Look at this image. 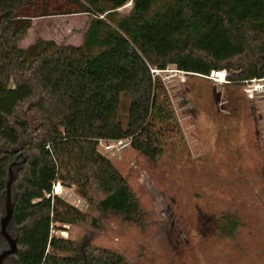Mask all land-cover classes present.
<instances>
[{"label":"trees","instance_id":"1","mask_svg":"<svg viewBox=\"0 0 264 264\" xmlns=\"http://www.w3.org/2000/svg\"><path fill=\"white\" fill-rule=\"evenodd\" d=\"M60 1L0 0V227L9 167L20 151L14 264H129L94 245L85 261L78 242L54 233L59 224L98 222L54 194V183L75 186L101 214L142 222L138 197L98 142L127 139L152 162L190 157L166 83L153 69L173 65L203 78L226 69L238 83L264 77V0ZM128 2L129 13L120 15ZM74 12L91 16L81 45L39 38L23 47L34 18Z\"/></svg>","mask_w":264,"mask_h":264},{"label":"rangeland","instance_id":"2","mask_svg":"<svg viewBox=\"0 0 264 264\" xmlns=\"http://www.w3.org/2000/svg\"><path fill=\"white\" fill-rule=\"evenodd\" d=\"M131 7L128 2L118 12L127 15ZM90 19L84 12L36 17L22 45L39 38L81 45ZM180 72L170 65L159 75L190 157L165 155L152 162L128 140L98 142V151L113 161L138 197L143 221L101 214L75 186L56 182L54 194L98 222L59 224L54 233L78 242L86 257L87 247L94 245L122 253L129 264H264V90L252 98L242 83L220 84ZM126 114L124 99L119 111L123 121ZM106 144L116 146L107 149ZM23 156L19 151L14 173ZM7 247L0 237V252Z\"/></svg>","mask_w":264,"mask_h":264},{"label":"water","instance_id":"3","mask_svg":"<svg viewBox=\"0 0 264 264\" xmlns=\"http://www.w3.org/2000/svg\"><path fill=\"white\" fill-rule=\"evenodd\" d=\"M24 162L25 159H23L20 162V165H22ZM18 171L19 168L14 173L12 171V165L9 167L6 192L2 200L3 213L1 216L0 237H2L7 241L8 247L0 252V264H14L15 253L17 251V238L14 236L12 232H10V230L11 228H13V214L15 207V201L13 198V188ZM84 259L85 261L87 259L85 255H84Z\"/></svg>","mask_w":264,"mask_h":264},{"label":"built area","instance_id":"4","mask_svg":"<svg viewBox=\"0 0 264 264\" xmlns=\"http://www.w3.org/2000/svg\"><path fill=\"white\" fill-rule=\"evenodd\" d=\"M153 71L158 74L161 73L160 70L153 69ZM179 71V70H178ZM184 76L186 75V72L181 71ZM231 73L227 71L226 69L223 70H212L209 75H206V78L213 80L215 83H231ZM241 83L245 86V91L248 93L249 97L254 98L255 92L264 90V77L261 78H251V79H245L242 80ZM127 139H120L115 140L118 144L124 143ZM107 149H111L115 144H106L105 145ZM145 176L143 175V178ZM56 186H53V193L57 192Z\"/></svg>","mask_w":264,"mask_h":264}]
</instances>
